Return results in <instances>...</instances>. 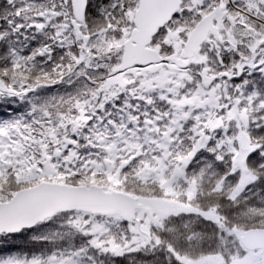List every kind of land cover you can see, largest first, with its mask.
Segmentation results:
<instances>
[{
	"label": "snow or ice",
	"instance_id": "obj_1",
	"mask_svg": "<svg viewBox=\"0 0 264 264\" xmlns=\"http://www.w3.org/2000/svg\"><path fill=\"white\" fill-rule=\"evenodd\" d=\"M0 264H264V0H0Z\"/></svg>",
	"mask_w": 264,
	"mask_h": 264
}]
</instances>
